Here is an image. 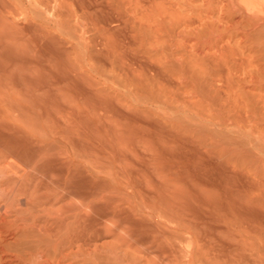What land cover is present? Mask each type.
<instances>
[{
    "label": "bare ground",
    "instance_id": "obj_1",
    "mask_svg": "<svg viewBox=\"0 0 264 264\" xmlns=\"http://www.w3.org/2000/svg\"><path fill=\"white\" fill-rule=\"evenodd\" d=\"M0 264H264V0H0Z\"/></svg>",
    "mask_w": 264,
    "mask_h": 264
}]
</instances>
